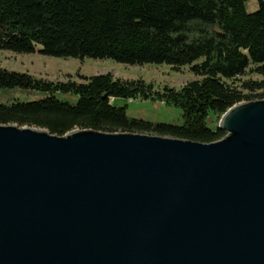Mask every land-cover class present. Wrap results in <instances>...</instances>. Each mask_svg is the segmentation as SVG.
<instances>
[{
    "label": "water",
    "instance_id": "obj_1",
    "mask_svg": "<svg viewBox=\"0 0 264 264\" xmlns=\"http://www.w3.org/2000/svg\"><path fill=\"white\" fill-rule=\"evenodd\" d=\"M203 144L0 125V264H264V100Z\"/></svg>",
    "mask_w": 264,
    "mask_h": 264
},
{
    "label": "trees",
    "instance_id": "obj_2",
    "mask_svg": "<svg viewBox=\"0 0 264 264\" xmlns=\"http://www.w3.org/2000/svg\"><path fill=\"white\" fill-rule=\"evenodd\" d=\"M250 1L0 0V51L189 67L200 78L179 90H155L141 79L122 80L111 73H76L78 83L0 67L1 90L40 96L0 103V125L43 129L58 137L92 130L218 142L226 136L218 123L228 109L264 100V0H255L253 12L247 11ZM248 69L263 80L240 87L226 83ZM120 99L161 102L179 109L182 123L130 117L126 106L112 103Z\"/></svg>",
    "mask_w": 264,
    "mask_h": 264
},
{
    "label": "rangeland",
    "instance_id": "obj_3",
    "mask_svg": "<svg viewBox=\"0 0 264 264\" xmlns=\"http://www.w3.org/2000/svg\"><path fill=\"white\" fill-rule=\"evenodd\" d=\"M257 7L255 0L247 4V11L253 12ZM0 67L9 71L28 73L36 78L48 80H58L65 82L68 79L82 83L76 73L90 77L106 73L113 74L122 80L141 79L148 84H152L155 90H162L164 87L179 90L187 83L200 80L190 72L189 67L179 69L167 65H143L128 66L118 64L111 60L84 59L83 61L73 58H53L39 54H14L7 51H0ZM263 77L255 74L252 70L236 79L226 81L229 86L240 87L246 82H259ZM248 92L245 91L244 94ZM255 92L252 95L258 94ZM37 94L22 93L18 90H1L0 103H7L11 100L31 101L39 98ZM116 106H126L127 114L133 118H140L150 122L158 123H182L181 112L179 109L166 107L161 102H141V101H112Z\"/></svg>",
    "mask_w": 264,
    "mask_h": 264
}]
</instances>
